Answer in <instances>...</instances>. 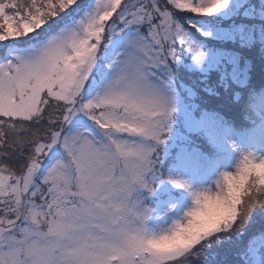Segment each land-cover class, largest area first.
<instances>
[{
  "label": "snow or ice",
  "instance_id": "obj_1",
  "mask_svg": "<svg viewBox=\"0 0 264 264\" xmlns=\"http://www.w3.org/2000/svg\"><path fill=\"white\" fill-rule=\"evenodd\" d=\"M227 4L0 0V264H264V153L162 172L173 66Z\"/></svg>",
  "mask_w": 264,
  "mask_h": 264
},
{
  "label": "trees",
  "instance_id": "obj_2",
  "mask_svg": "<svg viewBox=\"0 0 264 264\" xmlns=\"http://www.w3.org/2000/svg\"><path fill=\"white\" fill-rule=\"evenodd\" d=\"M197 23L199 26L212 23L227 34L219 38L194 32L195 39L203 43L204 50L222 53L224 57L214 66L203 67L206 64L204 61L192 64V54L185 50L184 61L177 60L172 69L176 98L180 99L185 110L190 111V115L198 119L209 113L241 132L255 127L259 118L252 101L255 96L264 93V0H247L232 12L224 13L221 9L212 16L200 17ZM245 27L251 32V38L241 35ZM174 115L178 123L165 143L159 146L164 165L162 172L167 174L170 165L181 154L199 151L201 147L209 161L215 159L220 150L206 131L199 127H186L179 114L175 112ZM250 116L253 119L251 122ZM169 187L161 184L159 190Z\"/></svg>",
  "mask_w": 264,
  "mask_h": 264
},
{
  "label": "rangeland",
  "instance_id": "obj_3",
  "mask_svg": "<svg viewBox=\"0 0 264 264\" xmlns=\"http://www.w3.org/2000/svg\"><path fill=\"white\" fill-rule=\"evenodd\" d=\"M246 1L247 0H228V4L224 8H222V11L224 13L232 12ZM200 27L204 31L209 32L211 37L217 36L221 38L227 35L226 33H222L221 30H219L218 28L214 27L212 23L210 24L202 23ZM250 33L251 32L246 27L241 30L242 36H248L249 38H251ZM195 36L196 35L193 34V39L203 49L202 47L203 43L198 42L197 39H195L196 38ZM203 51L206 53V56L203 60L206 64H203L202 65L203 67L205 65L214 66L215 64H218V62H220L224 57L222 53L220 54L218 52H214L213 50L203 49ZM184 52L181 54L179 61L182 59L184 61V56H183ZM235 62L237 63V61ZM192 64H194L193 59H192ZM175 107H176L175 112L179 114L182 122L186 125V127H199L205 129L208 133L211 134L213 141L219 144L224 149V155L216 162L214 166L211 167L207 166L206 163L207 161L203 157L202 163L205 165L206 168L214 169L217 167H224L226 165L234 164L236 157L239 155L241 151L264 153V97L260 99V102H258V106H257V109L259 110L263 118V122L261 123L262 128L259 132H254L246 136L237 135L236 132L233 130V128L227 127L219 119H216L212 116L204 115L203 117L200 116L198 119L194 115L192 114L190 115V111L188 109L185 110V108L181 105L180 99L176 98ZM174 113H173V127H175V125L178 123L174 118L175 116ZM179 164L180 163L178 164L175 163L171 165L169 167V172L172 171Z\"/></svg>",
  "mask_w": 264,
  "mask_h": 264
},
{
  "label": "clouds",
  "instance_id": "obj_4",
  "mask_svg": "<svg viewBox=\"0 0 264 264\" xmlns=\"http://www.w3.org/2000/svg\"><path fill=\"white\" fill-rule=\"evenodd\" d=\"M167 242H168V241H161L160 243H162V244H163V243H167Z\"/></svg>",
  "mask_w": 264,
  "mask_h": 264
}]
</instances>
